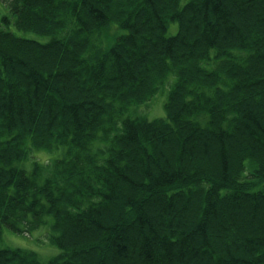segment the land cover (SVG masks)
I'll use <instances>...</instances> for the list:
<instances>
[{
  "label": "trees",
  "instance_id": "trees-1",
  "mask_svg": "<svg viewBox=\"0 0 264 264\" xmlns=\"http://www.w3.org/2000/svg\"><path fill=\"white\" fill-rule=\"evenodd\" d=\"M0 5V264H264V0Z\"/></svg>",
  "mask_w": 264,
  "mask_h": 264
},
{
  "label": "rangeland",
  "instance_id": "rangeland-1",
  "mask_svg": "<svg viewBox=\"0 0 264 264\" xmlns=\"http://www.w3.org/2000/svg\"><path fill=\"white\" fill-rule=\"evenodd\" d=\"M7 10L0 5V22L1 18L4 15H7ZM9 29L15 33L17 36L34 39L38 41L45 42L49 40V37H39L31 32L21 33L14 22V18L11 19ZM177 30V25L174 24L170 34H175ZM172 82V81H171ZM172 86L168 85L160 91L156 98L149 104L141 106L137 113L145 115L149 120H154L158 118H165L167 116L165 110V104L168 100L169 90ZM62 151H54L53 153L45 151H36L33 154V157L30 158L21 168H24L26 171L31 172L33 170V162H39L45 164L47 161H53L58 156H62ZM50 232L49 226L45 225L39 230H35L29 234H19L15 233L7 228H4L2 231V236L0 238V248H12V249H24L36 253L40 260L44 263L50 262L52 259L60 255L61 249L52 244L48 233Z\"/></svg>",
  "mask_w": 264,
  "mask_h": 264
},
{
  "label": "bare ground",
  "instance_id": "bare-ground-1",
  "mask_svg": "<svg viewBox=\"0 0 264 264\" xmlns=\"http://www.w3.org/2000/svg\"><path fill=\"white\" fill-rule=\"evenodd\" d=\"M202 84V83H201ZM203 85V84H202ZM126 205H124L123 203L121 204V206L118 207V211H120L119 213H121L123 216L128 217L127 214H123L124 210L126 208L132 207V208H139V209H143L146 210L144 207L146 206L145 203L143 201L137 200V199H133V200H128L127 203L125 202ZM161 214V213H160ZM159 215V213L157 214Z\"/></svg>",
  "mask_w": 264,
  "mask_h": 264
}]
</instances>
